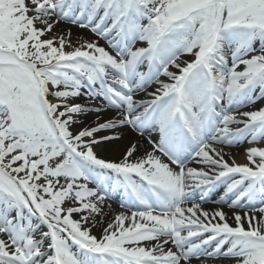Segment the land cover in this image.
Masks as SVG:
<instances>
[{
    "label": "snow or ice",
    "instance_id": "6c2138e0",
    "mask_svg": "<svg viewBox=\"0 0 264 264\" xmlns=\"http://www.w3.org/2000/svg\"><path fill=\"white\" fill-rule=\"evenodd\" d=\"M257 99L264 0H0V264H264V147H217L264 140V107L232 110ZM125 128L151 150L99 157ZM218 186L231 214L194 200Z\"/></svg>",
    "mask_w": 264,
    "mask_h": 264
},
{
    "label": "bare ground",
    "instance_id": "6f19581e",
    "mask_svg": "<svg viewBox=\"0 0 264 264\" xmlns=\"http://www.w3.org/2000/svg\"><path fill=\"white\" fill-rule=\"evenodd\" d=\"M71 28L72 30V41L73 43H82L84 40H98V43L100 46H103V44L100 42V40L94 36L91 35V32L86 29H80L74 25L71 24H61L59 27L55 29L56 33L64 32L66 29ZM140 46V45H137ZM105 47V46H103ZM111 51V50H110ZM146 70V68L144 69ZM175 71V70H174ZM161 79H166L165 77H161ZM152 89L150 88L149 91ZM139 98H146L143 93L138 94ZM84 101V100H83ZM259 107H264V100L262 99H257L256 102L253 103H247L244 106H237L233 105V111L234 112H242V111H250V110H255ZM111 111L107 113L101 114L104 119L109 118L111 115H113ZM95 113H90L88 118L86 119L85 123L86 124H91L95 118ZM236 127V126H233ZM122 132V136L119 140H114V141H109V142H104L100 145V153L104 154L108 158L111 159H117L120 160L122 158V155L124 153V150L130 145V143H136L137 144V155H143L145 151H150L151 150V145L148 142V136L151 135L153 139L157 138V134L155 132L152 133H145L144 136H140L137 132L131 130L130 128H125L122 130H119ZM105 133H100V135H103ZM244 141L242 140L239 144L233 145V146H226V145H217V147H223L224 152L227 153L224 157L225 160H227L230 164V157L232 154H235L239 151H242L244 148ZM165 162L167 161L166 157H163ZM241 162V161H240ZM172 167H175V165H170ZM196 166L194 162L189 163L188 167H193ZM195 197L198 199L200 197V193L197 192L195 194ZM194 197V198H195ZM211 197V195H210ZM212 202V203H211ZM209 204H201V207L209 211L210 213L216 209H223L225 212H228L231 214V209L228 208L227 203H223L222 205H218L216 203H213L210 198ZM125 211V208L122 207L120 204H112L108 199H105L103 202V219H104V225L97 224L95 227L92 228V233L94 235H99L101 234L102 227L106 226L107 222H110L114 216L120 212ZM236 211H241V209H236ZM74 218L78 219V215H74ZM101 217L97 216L96 219L99 220ZM231 223L232 221L229 220ZM193 264H198L197 261H193ZM206 264H229L228 260L226 258H218V259H208L206 261Z\"/></svg>",
    "mask_w": 264,
    "mask_h": 264
},
{
    "label": "rangeland",
    "instance_id": "374dc122",
    "mask_svg": "<svg viewBox=\"0 0 264 264\" xmlns=\"http://www.w3.org/2000/svg\"><path fill=\"white\" fill-rule=\"evenodd\" d=\"M54 33H56L55 30H54ZM60 33H62V32H60ZM181 59L182 60H189L190 57L187 56V55H184V56L181 57ZM170 70L171 71H174L175 69L174 68H170ZM257 95H258V93H257ZM262 100H264V99H262ZM232 110H234V109H232ZM244 145H245V147L242 149V151H239V152L231 155V157H230L231 162H233V160H234L235 163L238 164V160H239V158H241L243 160V163L246 164L247 163L246 149L249 148V147H253V146H261V147H264V140H261V141H259L256 144L249 143V142L245 141ZM99 150H100V145L99 146H96V148H95V151H96V153H97V155L99 157L104 158V159H107V160H117V159L108 158L104 154H101Z\"/></svg>",
    "mask_w": 264,
    "mask_h": 264
}]
</instances>
